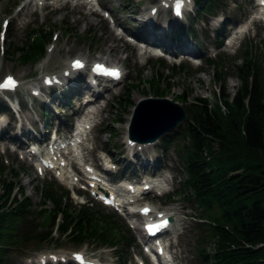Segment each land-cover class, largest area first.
Wrapping results in <instances>:
<instances>
[{
  "label": "rangeland",
  "instance_id": "1",
  "mask_svg": "<svg viewBox=\"0 0 264 264\" xmlns=\"http://www.w3.org/2000/svg\"><path fill=\"white\" fill-rule=\"evenodd\" d=\"M27 1L28 0H0V25L3 20L7 21L5 31L2 35L3 40L0 41V78L5 75H12L21 81L22 88L24 84L38 81V78L43 74L60 73L61 69L66 68L68 62L75 57L88 63L94 60H102L106 62L105 65L107 66L120 67L125 73V78L120 84L113 86L109 92L104 93V91H101L100 94L97 91H92L95 92V95L100 99L94 109L100 110L95 117V126L88 133L87 141L84 143L86 153L84 158L87 161L86 164L98 167L99 163L97 156L107 157L110 160L109 162L114 165V172H112L111 175L112 181L121 177L122 180H125L126 177L141 176L142 174L150 176L151 173L155 172L154 177L162 179L167 185L169 189L168 195L156 197L154 192L148 193L136 206L148 204L154 213L159 212L170 217L173 222V227L178 228V237L176 238L175 246L173 244L172 247L174 251L172 264H200L195 255L194 241L196 232L192 229L193 211L191 209L193 205L190 202L180 199L176 195V192L181 188L180 184L183 178L181 167L175 154L176 147L181 145V141L179 139H173L166 149H162L160 147V140H157L151 147L141 150V156L143 158H130L123 147V141L126 135L124 127L126 123H128V118L131 115L135 103L140 99L147 98L149 95L159 98L148 88L146 83H141L137 88L131 87L129 92V103L125 105L123 102V97L126 91L129 90V85L137 83L141 70L143 71L142 77H140L141 81L148 80L151 76L152 68L150 66L155 61V58L146 54V50L143 49V47L134 44V42H127L126 38H128L130 33L137 34L141 32L143 23L140 24L137 19L140 14L147 16V11L150 7L157 8L156 1L101 0L107 12L115 16L116 23L118 21L121 24H119L121 29L113 27L112 24L108 22V19H104L100 14H91V8L89 6H83L82 0L78 2L73 0H35L27 5L25 10H22V7ZM232 1H235L238 7L235 8L232 5ZM43 3L46 4V7L41 9ZM225 3L229 4V10L232 11L231 14L227 15L237 16L240 20L226 28L224 34L228 35V38H231V30H234L237 25L243 23L246 27L247 37H254L250 42L251 52L258 57V62L264 66V22L260 23L259 20H257L261 18L262 21H264V8L257 5V0H225ZM53 9L56 10L53 11ZM92 10L96 12L94 6H92ZM190 10L192 14L191 7ZM164 20L165 17L162 12L156 14V24H160L159 29ZM220 22L221 19L219 17L209 18L208 15L200 17L198 22L193 26L195 36L193 41L197 47L194 44L191 45L192 39L189 38L186 33L184 34L182 29H177L176 33H180L181 38L174 44L147 38L151 44L159 43L162 47L171 52H173V49H176L178 52H184L190 55L188 52L194 51L196 53L195 55H197L193 63L189 61L191 58L188 56L176 59L177 65H174L171 59H168L169 63L166 61L164 62L168 67H170L169 65L171 64L175 67L179 64H183L189 68V72L187 74L179 73L172 81H169L168 84L170 88L162 97L168 100L179 101L175 96L182 94L183 99L186 101L185 104L193 103L196 99H203L212 106L215 102L213 94L218 92V85L212 79V68L205 64L204 59L213 58L220 53L230 57L236 56L237 53L234 54V52L239 43L231 44L233 40L229 41L226 39L219 48H216L217 46L214 44L213 33L216 27L221 28V26L219 27ZM65 27L72 31H65ZM31 28H35L36 30H48L50 36L45 45L44 56L38 64L34 65L36 61H30L25 65H20L14 60V57H12L11 49L12 46H22ZM124 29L126 32H124ZM87 32H91V37H84ZM151 33L154 34L155 32ZM9 44H12V46H10L11 49L9 48ZM49 49L52 50V53ZM241 49L242 47L240 46L239 51H242ZM185 50H188V52ZM228 60H230V58L225 60L227 64L225 66H228ZM161 74L162 76H167L169 72L164 70ZM162 85L165 84L162 82ZM77 86L78 84H73L72 89L77 88ZM237 87V80L232 76H228L224 83L226 94L232 97ZM80 91L84 94L86 92L83 88H81L79 92ZM75 93L76 91L68 93L66 96L67 98L70 96L71 104H75L77 102L75 99L79 97L77 96L79 94L75 96ZM58 95L60 94L55 95L53 98H49L45 106L41 107L45 109L46 117L39 112L38 108L40 107L37 103H28L27 108L23 110L25 113L21 117L19 115L20 122L25 125L23 129L28 131L29 127H31L37 139L39 136H43V134L45 138L46 134L45 131H43L44 127L40 126L39 123L43 122L45 125L47 118L48 125L52 123L50 129L57 128V130L59 129V133L64 130L67 131L66 134H68L71 130L69 127L70 123L75 115L70 116L73 110H70L69 102L67 103L66 101V103L58 105L61 103L58 99ZM15 96L19 97L18 94ZM72 99L74 101H72ZM81 103L82 102L79 101L75 105L77 113L83 109V106L80 107ZM180 106L184 107L185 105L180 104ZM63 118L67 121L65 122ZM1 120L4 121V123L7 121L10 125L6 127L4 133L0 132V161L3 163L4 167L19 172L17 180L19 181L21 191L29 199L33 208L36 209L35 211L38 210V207L42 206L40 205L37 189H39L44 180L53 182L57 186L69 190L72 203H82L87 199L91 200L93 205L96 203L87 192V195L82 197H76L73 194L75 189L80 188L78 186H75V188L72 186L74 181L68 168L63 169V172L69 176L68 181H62L51 174H39L34 171L20 152L23 147L21 141L27 142L28 139L17 136L18 131L12 128L11 119L9 120V118L3 117ZM183 125L184 120L177 129ZM106 128L112 130V133ZM29 134L31 135V132H29ZM13 135L17 136L15 140L11 138ZM91 149H93V151L89 154V150ZM123 159L125 161H122ZM142 159L146 162H144L145 166L140 167L139 164ZM154 159H159L160 169L153 170L152 172L153 161L150 162V160ZM117 165L118 168H116ZM125 166H127V169H124ZM155 167H157L156 164ZM131 170L134 175H130ZM19 186L17 185L16 187L18 188ZM16 197H18V195H16ZM136 206H134V211L136 210ZM120 218L126 224L135 243L133 248L128 251L127 255L121 258L113 254L111 249H93L89 246L77 248L70 244H61V248L56 249L54 247L55 243L51 239L49 241L40 242V248L38 249L32 244L21 245L20 248L11 255L13 264H33L41 253L50 252L63 254L72 251L86 252L89 257L98 260L100 264H138L137 256L143 257L144 255L137 249L138 234L137 231L133 230L132 225L138 224L139 218L138 216L133 217L134 221L132 222L122 216ZM32 223L35 224L36 222ZM41 226L43 230H46V223ZM41 229L42 228H37L36 231ZM53 238L55 239L56 236ZM60 242H63L62 238H60ZM142 261L145 263L144 259H142Z\"/></svg>",
  "mask_w": 264,
  "mask_h": 264
},
{
  "label": "trees",
  "instance_id": "2",
  "mask_svg": "<svg viewBox=\"0 0 264 264\" xmlns=\"http://www.w3.org/2000/svg\"><path fill=\"white\" fill-rule=\"evenodd\" d=\"M193 1L195 17L188 27H182L189 36H194L192 25L198 18L226 10L225 0ZM65 31L72 30L65 27ZM220 32L214 33L217 44L222 40ZM91 35L87 32L84 37ZM49 36L48 30L29 29L22 46L9 44L12 57L20 65L37 61ZM247 44L235 57L220 54L216 61H204L212 68V79L218 85V92L213 94L215 102L210 106L196 99L187 104L184 125L161 138L162 149L173 139L181 141L175 154L183 178L176 195L193 205L195 255L200 264H264V66ZM150 67L148 80H140L141 70L137 83L129 85L123 97L125 105L131 87L146 83L162 97L170 88L169 81L189 72L183 64L166 67L158 60ZM164 70L169 75L162 76ZM228 76L238 82L232 97L224 90ZM68 93L60 96L59 105L70 100ZM175 97L185 103L182 94ZM40 112L46 117L44 109ZM18 176V171L0 163V264H12L11 255L21 245L32 244L38 249L42 241L60 243L51 236L54 226L58 238L63 237L67 244L113 248L119 258L134 245L128 229L115 214L96 204L72 205L68 193L53 182L45 180L37 189L42 206L35 211L21 191ZM45 223L43 230L41 225Z\"/></svg>",
  "mask_w": 264,
  "mask_h": 264
},
{
  "label": "water",
  "instance_id": "3",
  "mask_svg": "<svg viewBox=\"0 0 264 264\" xmlns=\"http://www.w3.org/2000/svg\"><path fill=\"white\" fill-rule=\"evenodd\" d=\"M183 119L184 111L177 104L164 99L140 100L129 121V138L140 142L153 141L173 130Z\"/></svg>",
  "mask_w": 264,
  "mask_h": 264
},
{
  "label": "bare ground",
  "instance_id": "4",
  "mask_svg": "<svg viewBox=\"0 0 264 264\" xmlns=\"http://www.w3.org/2000/svg\"><path fill=\"white\" fill-rule=\"evenodd\" d=\"M44 1H46V0H44ZM31 2H33V0H28L27 1V3L22 7V10H25V8H26V6L27 5H29ZM83 3V2H82ZM46 7V4L44 3V4H42V8H45ZM150 9H152L151 7L149 8V10ZM56 9H53V11H55ZM147 19V20H146ZM143 24H145V25H151L152 23H153V21L151 20V18L149 17V14L147 15V16H144V18H143ZM178 45V44H177ZM51 51V53H52V50H50ZM185 51H187L188 52V50H185ZM188 53H190V55H193V56H195V52L194 51H192V52H188ZM45 76H42L41 77V83L43 82V80L44 79H46V78H44ZM55 79H57V78H55ZM60 81H63L62 80V78H60ZM19 82H21L20 80H19ZM81 88L79 87V89H78V87L77 88H75V89H72V87L70 88V89H68L67 91H69L70 93L71 92H74V91H76V93L74 94L75 96L77 95V94H79V95H77V96H79L78 98H76L75 100L77 101V102H82L81 103V106L80 107H82V108H86V107H93V109H92V111H93V114H92V116H94V115H96L98 112H99V110H95L94 108L96 107V105L99 103V100L100 99H98V96H96L95 95V92H92L93 91V89H91V88H88V86H86L85 87V90H86V92H85V94L84 93H81V91L79 92V90H80ZM40 89L39 88H37V91H39ZM90 92V93H89ZM92 92V93H91ZM65 93V92H64ZM74 95H72V96H74ZM60 96H62V95H58V99L59 100H62V99H60L61 97ZM81 96H82V98H81ZM69 98H70V96H69ZM72 101H74L73 99H72ZM76 102V103H77ZM64 103H66V102H64L63 101V104ZM59 105V104H58ZM48 125V124H47ZM84 135H80L79 137H80V141L82 142L83 140H84V137H83ZM81 147V145H74V148H76V147Z\"/></svg>",
  "mask_w": 264,
  "mask_h": 264
},
{
  "label": "snow or ice",
  "instance_id": "5",
  "mask_svg": "<svg viewBox=\"0 0 264 264\" xmlns=\"http://www.w3.org/2000/svg\"><path fill=\"white\" fill-rule=\"evenodd\" d=\"M112 74L117 75L115 70H113ZM13 87H15V82L12 80L11 77L6 78V80L2 84H0V89L13 88Z\"/></svg>",
  "mask_w": 264,
  "mask_h": 264
}]
</instances>
